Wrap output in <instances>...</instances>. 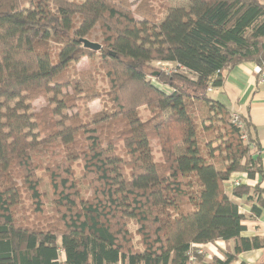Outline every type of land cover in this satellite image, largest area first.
I'll return each mask as SVG.
<instances>
[{
	"label": "trees",
	"instance_id": "1",
	"mask_svg": "<svg viewBox=\"0 0 264 264\" xmlns=\"http://www.w3.org/2000/svg\"><path fill=\"white\" fill-rule=\"evenodd\" d=\"M184 1L0 0V264H192L195 245L234 241L214 261L233 264L264 248L234 200L260 217L261 184L224 185L264 178L260 145L213 96L242 63L264 71V2Z\"/></svg>",
	"mask_w": 264,
	"mask_h": 264
},
{
	"label": "crops",
	"instance_id": "2",
	"mask_svg": "<svg viewBox=\"0 0 264 264\" xmlns=\"http://www.w3.org/2000/svg\"><path fill=\"white\" fill-rule=\"evenodd\" d=\"M261 1L264 2V0ZM262 73L263 71L255 63H242L226 74L224 86L215 89L213 96L250 123L251 135L260 145V155L264 164V82L261 80ZM236 183L248 186L260 183L261 188L264 189V178L257 177L255 180H249L246 174L235 173L224 184L225 191L231 198ZM234 200L239 204L240 210L245 216L246 231L242 237L264 238V210L260 217L255 218L251 213V202H248L246 198ZM195 247L206 250L205 260L207 262L211 258L225 260L223 255L233 252L234 241H217L214 244L196 245ZM260 262H264V248L240 254L233 264H259Z\"/></svg>",
	"mask_w": 264,
	"mask_h": 264
},
{
	"label": "rangeland",
	"instance_id": "3",
	"mask_svg": "<svg viewBox=\"0 0 264 264\" xmlns=\"http://www.w3.org/2000/svg\"><path fill=\"white\" fill-rule=\"evenodd\" d=\"M172 1V0H170ZM184 1V0H183ZM173 2H176L177 4H180L182 2V0H173ZM186 4H188L186 1H184ZM94 42H96L95 40H93ZM153 67V70H161V69H165V70H169L171 67L170 66H165L162 63H157L154 62L151 64ZM77 70L79 72H85V71H93V65L91 64L90 60H86L84 59L83 61H81L77 66H76ZM149 78L151 77V75L148 76ZM156 84V83H155ZM158 85V84H157ZM101 105L102 103L100 102V100H95L93 102H91L87 107H89V110L92 114L97 113L101 110ZM35 108L36 110H39L40 108H42L43 106H45V102L43 99L38 100L35 103ZM145 113H144V117H145ZM110 151H112V149H110ZM117 154V152H116ZM75 178L80 180L81 179V174H80V168L79 167H75ZM118 183V180L116 181V184ZM43 192L46 195V199H47V203H49L52 200L53 194L49 185V182L47 180H45V183L43 185ZM48 211L51 212L52 211V207L49 206ZM131 231L134 232L135 231V227H131ZM137 239V238H135ZM196 246V245H195ZM195 250L198 251V249ZM203 254H198L197 252V257H196V261H194V264H214V261L216 258H211L210 261H206L205 260V256L207 255V252L205 249H202ZM195 256V255H194ZM225 258L226 257V253H224L223 255Z\"/></svg>",
	"mask_w": 264,
	"mask_h": 264
},
{
	"label": "built area",
	"instance_id": "4",
	"mask_svg": "<svg viewBox=\"0 0 264 264\" xmlns=\"http://www.w3.org/2000/svg\"><path fill=\"white\" fill-rule=\"evenodd\" d=\"M163 65L170 66L171 67L169 70H165L164 69L165 71H170V70H172L174 68V66L173 65H170V64H163ZM261 80H262V82H264V71L261 74ZM232 122L234 124H236L239 128H241V129L243 128V124L241 123V121H240L239 116L237 115V113H233V115H232ZM242 138H243V140H246V136H243ZM239 185H240V183H236L235 184V187H237ZM196 249H197V247H196ZM197 252H198V254H203L202 250H200V249H198ZM190 259H191V263L194 264V261H196V257L194 255H191L190 256Z\"/></svg>",
	"mask_w": 264,
	"mask_h": 264
},
{
	"label": "water",
	"instance_id": "5",
	"mask_svg": "<svg viewBox=\"0 0 264 264\" xmlns=\"http://www.w3.org/2000/svg\"><path fill=\"white\" fill-rule=\"evenodd\" d=\"M81 43L84 45L85 48L93 52H100L103 48L101 44L89 41L87 39H81Z\"/></svg>",
	"mask_w": 264,
	"mask_h": 264
}]
</instances>
